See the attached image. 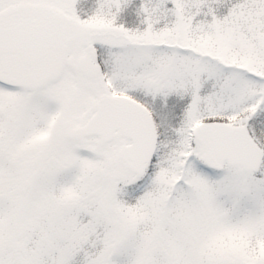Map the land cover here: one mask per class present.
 <instances>
[{
	"label": "snow or ice",
	"instance_id": "6c2138e0",
	"mask_svg": "<svg viewBox=\"0 0 264 264\" xmlns=\"http://www.w3.org/2000/svg\"><path fill=\"white\" fill-rule=\"evenodd\" d=\"M0 264H264V0H0Z\"/></svg>",
	"mask_w": 264,
	"mask_h": 264
}]
</instances>
